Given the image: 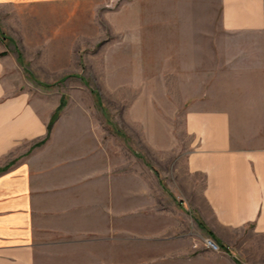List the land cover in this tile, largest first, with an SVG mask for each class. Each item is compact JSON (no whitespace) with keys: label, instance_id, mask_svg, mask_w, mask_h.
I'll return each mask as SVG.
<instances>
[{"label":"crops","instance_id":"1","mask_svg":"<svg viewBox=\"0 0 264 264\" xmlns=\"http://www.w3.org/2000/svg\"><path fill=\"white\" fill-rule=\"evenodd\" d=\"M72 1L81 0L0 7ZM171 3L173 19H184L186 0H163L167 11ZM216 8L215 43L228 70L218 83L228 88L206 94L215 103L187 109L183 122L186 173L202 183L175 204L147 205L145 236L122 233L140 207L138 175L123 172L121 133L82 123L84 110L61 113L64 103L48 134L58 93L44 95L35 79L34 88L0 35V264H264L262 96L251 94L248 107L229 87L234 76L248 78L252 93L262 85L264 0H217ZM204 233L219 250L206 248Z\"/></svg>","mask_w":264,"mask_h":264},{"label":"rangeland","instance_id":"2","mask_svg":"<svg viewBox=\"0 0 264 264\" xmlns=\"http://www.w3.org/2000/svg\"><path fill=\"white\" fill-rule=\"evenodd\" d=\"M186 2L180 21L173 19L178 11L172 3L167 11L163 0L0 7V35L20 55L33 87L35 79L43 84L37 87L44 95L64 96L61 113L84 110L82 123L105 126L110 136L121 133L116 137L122 143L123 172L138 175L140 207L136 219L123 221L124 236L146 235L147 205L175 204L180 193H193L195 183L201 185V176H189L185 169L191 139L184 114L193 106L214 104L206 94L228 88L218 83L228 78H221L228 70L221 67L215 43L217 0ZM230 80L235 89L230 96L241 102L247 96L248 107L252 95L262 96L263 114L264 67L255 93L248 78ZM261 120L264 126L263 115ZM124 183L129 187V179ZM132 184L134 188V178ZM203 239L211 250L205 233ZM123 249L131 248L127 244Z\"/></svg>","mask_w":264,"mask_h":264},{"label":"trees","instance_id":"3","mask_svg":"<svg viewBox=\"0 0 264 264\" xmlns=\"http://www.w3.org/2000/svg\"><path fill=\"white\" fill-rule=\"evenodd\" d=\"M64 96H62L61 98H60V105L58 106V108L55 110V112H54V114H53V116H52V119H51V121H50V123L48 124V126H47V129H48V134H49V130H50V128H51V125H52V123L57 119V117H58V113L61 111V109L63 108V106H64ZM48 134H47V136H46V138L42 141V142H44L46 139H47V137H48ZM41 142V143H42ZM209 234V233H208ZM210 235V234H209Z\"/></svg>","mask_w":264,"mask_h":264},{"label":"built area","instance_id":"4","mask_svg":"<svg viewBox=\"0 0 264 264\" xmlns=\"http://www.w3.org/2000/svg\"><path fill=\"white\" fill-rule=\"evenodd\" d=\"M206 243H207V246L211 249V250H215L217 251L218 250V245L216 243H214L212 241V239H206Z\"/></svg>","mask_w":264,"mask_h":264}]
</instances>
